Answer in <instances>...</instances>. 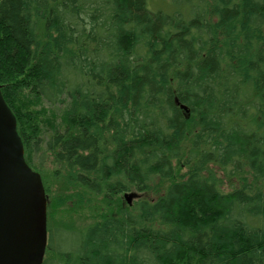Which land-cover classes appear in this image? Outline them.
<instances>
[{
    "label": "trees",
    "instance_id": "trees-1",
    "mask_svg": "<svg viewBox=\"0 0 264 264\" xmlns=\"http://www.w3.org/2000/svg\"><path fill=\"white\" fill-rule=\"evenodd\" d=\"M0 89L60 200L111 203L41 264H264V0H0Z\"/></svg>",
    "mask_w": 264,
    "mask_h": 264
},
{
    "label": "water",
    "instance_id": "water-1",
    "mask_svg": "<svg viewBox=\"0 0 264 264\" xmlns=\"http://www.w3.org/2000/svg\"><path fill=\"white\" fill-rule=\"evenodd\" d=\"M16 125L0 89V264H41L46 196L40 174L25 161ZM123 195L131 204L134 194Z\"/></svg>",
    "mask_w": 264,
    "mask_h": 264
},
{
    "label": "rangeland",
    "instance_id": "rangeland-1",
    "mask_svg": "<svg viewBox=\"0 0 264 264\" xmlns=\"http://www.w3.org/2000/svg\"><path fill=\"white\" fill-rule=\"evenodd\" d=\"M42 105L44 104H39L36 108L40 109V107H43ZM45 116V118L42 117L41 119H38L39 123H36L40 128H42L40 133L41 136H44L46 131L51 128L48 121L52 120L47 113H45ZM29 163H31V166L29 165L30 168L33 171L38 172L41 176L46 196L47 227L51 225H66L71 227L84 226L86 223L95 219L99 215L103 206H105L107 210V206L111 205V203L103 201L102 197L87 195V192L75 189H70L69 193L75 192L74 194L77 196V199H63V201H61L59 195L66 194V192L64 190L62 191L59 185L57 187L58 181L53 174L50 162L48 161L39 164L38 158L32 154L29 159ZM129 193L134 194L132 201L138 198L137 193L134 191H130ZM121 197L124 203L128 204L124 195H121ZM77 200H79V203H77ZM92 207H94V209H92Z\"/></svg>",
    "mask_w": 264,
    "mask_h": 264
},
{
    "label": "bare ground",
    "instance_id": "bare-ground-1",
    "mask_svg": "<svg viewBox=\"0 0 264 264\" xmlns=\"http://www.w3.org/2000/svg\"><path fill=\"white\" fill-rule=\"evenodd\" d=\"M46 239H47V227H46ZM45 246H46V243H45ZM45 250V249H44ZM43 256H44V254H43Z\"/></svg>",
    "mask_w": 264,
    "mask_h": 264
}]
</instances>
